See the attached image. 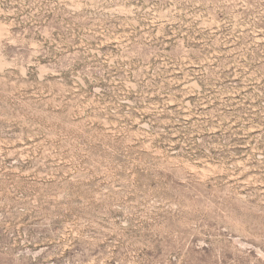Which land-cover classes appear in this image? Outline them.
<instances>
[{
    "label": "rangeland",
    "instance_id": "1",
    "mask_svg": "<svg viewBox=\"0 0 264 264\" xmlns=\"http://www.w3.org/2000/svg\"><path fill=\"white\" fill-rule=\"evenodd\" d=\"M0 264H264V0H0Z\"/></svg>",
    "mask_w": 264,
    "mask_h": 264
}]
</instances>
